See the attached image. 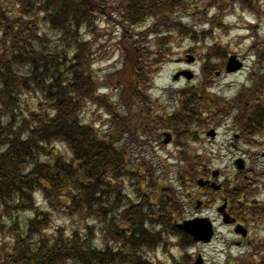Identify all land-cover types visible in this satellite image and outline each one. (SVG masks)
<instances>
[{
    "label": "trees",
    "instance_id": "trees-1",
    "mask_svg": "<svg viewBox=\"0 0 264 264\" xmlns=\"http://www.w3.org/2000/svg\"><path fill=\"white\" fill-rule=\"evenodd\" d=\"M187 2L0 0V264H166L152 260L151 252L171 241L183 251L193 246L174 217L183 216L181 197L204 163L184 142L206 117L228 114L196 88L179 116L157 117L147 93L161 60L173 55L177 33L185 29L195 44L208 33L183 24ZM214 2L209 6L219 18L229 1ZM232 2L255 10L253 0ZM116 16L129 28L121 40L122 66L107 75L113 94H103L109 87L93 67L106 58L109 39L98 40V28L100 18L116 26ZM149 20L138 38L128 33ZM91 29L95 41L84 35ZM255 50L262 73L252 75L246 100L234 103L249 127L264 124V45L256 43ZM216 65L205 58L202 87L211 84ZM88 106L101 109L104 126L86 120ZM162 127L175 129L177 150L185 155L170 184L156 177L145 151L138 152L152 148ZM57 220L64 225L54 227ZM256 249L230 264H264V241ZM172 264L191 263L183 255Z\"/></svg>",
    "mask_w": 264,
    "mask_h": 264
},
{
    "label": "rangeland",
    "instance_id": "rangeland-1",
    "mask_svg": "<svg viewBox=\"0 0 264 264\" xmlns=\"http://www.w3.org/2000/svg\"><path fill=\"white\" fill-rule=\"evenodd\" d=\"M227 1L229 3L223 15H220L219 18L216 9L209 6V4L215 3L214 0H188L187 3H184V13L181 14L183 24L194 27L200 33L204 31H208V33L205 35L203 42L199 43V46L192 45V39L187 38L186 33H184L186 32L185 29L175 35L172 42L174 53L170 58L167 56L161 60L148 89V94L152 99L156 100L157 105L161 106L159 109L162 111L179 116V110H183L180 103L185 106L190 103L189 99L192 102V96H195L194 91L197 90L195 87H199L201 85L200 82L202 85L204 83L202 74L205 71V58L207 56L217 62V72H221V75H216L212 78L213 81L210 84L212 87L207 88L206 91L200 90V92L204 94L206 99H210L211 95L216 97L221 102L220 106L224 108L227 106L225 101L237 103L238 97L252 86L253 78L257 74L262 73L258 70V58L255 48L256 43L264 45V0H253L255 7L253 11L240 8L232 0ZM188 15L191 16L188 17ZM216 16L217 20L215 23L213 18ZM111 21L107 18H100L98 32L103 35L98 40L105 41L108 38L109 43L105 45H108L109 49L106 58L93 67L94 72L101 77L107 87L112 85L107 83L109 81L107 75L122 66L120 53H123L124 48L121 40L124 31L129 28V24L125 26V22L118 16L115 18V21H117L116 26L113 27ZM150 24H152V20L130 27V32L128 33L133 38H138ZM90 32L91 34L89 35L85 33V37L87 40L93 39L95 41L97 30L91 29ZM105 35H107L106 38H104ZM155 42L156 39L153 38L151 43L152 50L155 49ZM99 44L100 42L94 45L98 47ZM217 47H220V49L216 50ZM207 51L208 54L204 55ZM216 55H220L221 58H216ZM233 55L244 63V69L233 74H227L225 72L227 59ZM179 71H191L197 76V80L194 82L186 79L175 81V75L180 73ZM121 83L120 81L115 82L118 86ZM116 91L114 90V93ZM107 93L113 94L111 87L103 91V94ZM118 94L120 95L121 93L118 92ZM118 98L119 96H116L111 101L116 103ZM243 99L246 100V95ZM240 112L241 108L239 107L229 108L231 117L219 121L216 125H212V123H216L219 117L216 121L208 122L205 126H200L195 130L192 127L191 131L193 134L189 138L188 149H190L191 155L196 154L208 165L207 169H210V175L213 171L219 170L222 177L221 181L224 182L228 178L238 177L239 171L235 166V162L239 157L244 158L249 169L254 171L246 173V175L257 181L250 185L252 194L251 199L247 201L255 202L257 200L260 203H264V135L258 137L257 145L254 146L235 140V116ZM86 120L90 123H99L101 126L107 123V119L101 117V109L90 106L86 109ZM217 127H219L218 136L215 140H210L208 133ZM161 134L157 140L159 144L157 148H151L144 154L148 155L149 161L156 163V177L163 179L165 184H170L175 171L178 169L175 164L183 160V156L180 155L181 152L179 153L176 147L177 133L170 145L163 144L164 138ZM195 137L196 142L194 144L193 140ZM146 150L147 148H140L138 152ZM189 157L191 158L190 155ZM158 158L165 161H158ZM167 166H169V174L166 175ZM201 191L204 190L199 189V187H193L188 191V195L191 196V204L184 200L183 203L186 208L182 219H192L198 215L209 216L212 219L217 218L215 210L217 209L220 196H216V200L207 196L206 200ZM197 201L207 202L202 213L199 211L200 209H196ZM174 218L180 223L183 221L177 216ZM214 222L217 233L211 244H195L190 249L183 251L182 248L178 247L177 242L171 241L166 247L151 252V259L157 263L172 264L174 260H179L184 255L191 264L197 263L199 259L202 260L201 264H227L230 258L234 259L241 256L243 255L241 252L244 249L245 251L249 249L250 245L244 247L236 245L240 238L233 235V227L223 226L222 220ZM58 225H64V221L57 220L54 227ZM249 229V241L252 243L253 249L254 243L258 244L264 240V220H256Z\"/></svg>",
    "mask_w": 264,
    "mask_h": 264
},
{
    "label": "flooded vegetation",
    "instance_id": "flooded-vegetation-1",
    "mask_svg": "<svg viewBox=\"0 0 264 264\" xmlns=\"http://www.w3.org/2000/svg\"><path fill=\"white\" fill-rule=\"evenodd\" d=\"M236 133L234 134V139L243 142L244 144H248V131L249 129H253V125L250 127L247 125L248 122H240L236 125ZM209 139L215 140L218 136V131L213 129V132L210 131L208 133ZM200 158V157H199ZM241 161H244V164H241ZM235 165L239 171V175L236 178H228L226 182L221 181V173L220 171H213L212 175H205L203 179H205L206 183L202 184V188L204 191H201V194L204 195V198L207 200L208 198H212L216 200V196L219 197V203L217 204V209L215 210V214L217 215L216 220H222L225 216L229 218L230 225L235 227L242 226L246 229H249L248 223L246 222V218H249L252 214L254 207L252 206L253 202H248V199H251V189L250 185L252 183H256L257 181L251 178L246 173L254 172L249 169L247 161L244 158L239 157ZM210 172V169H208ZM199 204L200 212L206 206L207 202L197 201V205ZM213 204V203H212ZM260 206H264V203H259ZM222 214V215H221Z\"/></svg>",
    "mask_w": 264,
    "mask_h": 264
},
{
    "label": "water",
    "instance_id": "water-1",
    "mask_svg": "<svg viewBox=\"0 0 264 264\" xmlns=\"http://www.w3.org/2000/svg\"><path fill=\"white\" fill-rule=\"evenodd\" d=\"M242 68V64L237 61L236 57H232L229 59L227 65V71L229 73L238 71ZM189 79L192 77L189 74H184ZM168 139L166 143L170 141V136L167 135ZM178 228L188 235L192 236L195 242H203L209 243L214 235L213 233V225L208 220H192V221H185L183 224H180Z\"/></svg>",
    "mask_w": 264,
    "mask_h": 264
}]
</instances>
